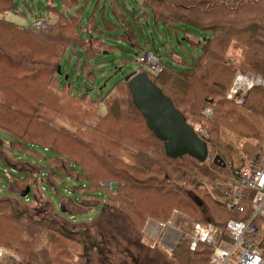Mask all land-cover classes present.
<instances>
[{"label": "trees", "instance_id": "1", "mask_svg": "<svg viewBox=\"0 0 264 264\" xmlns=\"http://www.w3.org/2000/svg\"><path fill=\"white\" fill-rule=\"evenodd\" d=\"M15 1L0 0V180L10 192L0 196V249L16 255L19 264H94L95 257L110 259V245L90 233L105 212L121 209L127 217L130 214L134 226H168L179 214L182 218L175 226L181 230L190 220L193 224L186 233L181 232L174 249L167 252L169 263L210 264V246L201 244L195 251L190 250L189 235L194 226L224 227L230 220L249 222L254 213L252 193H247L245 211L240 213L227 209L225 191L236 186L234 172L243 166L244 155L263 157L264 86L253 87L242 104L229 100L227 95L237 75L264 79V43L258 39L264 36V11L257 15L264 0H143L134 11L136 26L122 9L123 2L131 4V0H102L107 5L102 7L101 19L99 12L95 13L101 2L98 0L86 27L82 25L81 12L91 0H59L65 14L59 13L51 0L47 2L48 17L58 13L51 30L44 32L5 20V14L20 12ZM21 3L28 5L25 0ZM247 4L259 5V9L243 8ZM217 5L235 13L242 7L249 14L243 18L213 15L206 20L208 14L203 9ZM149 19L169 31L179 27L199 31L206 39L196 43L188 34L191 31L184 29L183 37L199 48L195 58L185 63L171 57V68L165 59L170 56L150 47L149 52L160 60L163 72L155 75L150 67L148 72H136L146 73L185 117L202 121V109L212 110L211 117L205 119L209 158L204 163L189 156L173 160L165 155L163 143L134 107L124 79L105 95L91 99L82 89L76 94L73 83L58 75L60 60L71 46L83 49L85 57L77 54L76 69L88 80H94L99 70L93 69L98 66L95 59L101 52L111 53L114 47L103 41L106 37L135 47V56L148 51L141 47L139 33L144 29L141 22L148 24ZM81 29L84 40L79 37ZM232 42L240 56L225 60ZM145 44L150 45L147 41ZM143 58L139 57L140 62H144ZM124 89L125 98L106 100L111 93ZM127 100L129 107L125 109ZM103 112L106 116L95 122ZM126 115L130 124L126 119L120 121ZM58 116L78 123L68 125L71 129L66 124L60 126ZM107 120L112 123L105 124ZM248 139L257 140L258 146L248 144ZM240 142L245 143L241 151ZM31 153L42 154L39 156L44 161L39 165H34V160L32 164L24 161L23 155L32 156ZM203 181L215 188L205 187ZM43 184L59 196V208L44 196ZM104 184H110V188ZM60 188L64 196H60ZM32 189L33 198L29 196ZM213 192L218 194L217 203L209 209L211 220L207 221L202 205ZM146 199L151 200L150 204H141ZM95 208L99 211L96 220L82 225L72 223L76 214L90 213ZM254 224L264 231L261 219H255ZM44 238L47 244L41 247ZM152 241L160 247L159 241ZM259 251L264 258V236Z\"/></svg>", "mask_w": 264, "mask_h": 264}, {"label": "rangeland", "instance_id": "2", "mask_svg": "<svg viewBox=\"0 0 264 264\" xmlns=\"http://www.w3.org/2000/svg\"><path fill=\"white\" fill-rule=\"evenodd\" d=\"M21 1L24 0H16L15 2L18 4V8H20V12L14 13L9 12L5 14L4 18L6 21L17 23L25 28L30 27L31 23L36 19L35 17L40 16L38 18L47 17L46 22V28L42 29V31H50L51 25L56 22V18L53 16L48 17V5L47 2H51V0H25L28 2V5H24L21 3ZM54 2V5H56V8L58 9L59 13L65 14V10H63V6L59 3V0H52ZM98 0H91L89 4L85 7V10L81 12V15L83 16V22L82 25L86 27V22L89 17L92 16L94 8L97 4ZM99 4H97L96 12H99V16L101 19V10L103 5H107V1L102 2V0ZM131 4H128L126 1L123 2V11L126 13L127 18L131 21V23L136 26L134 22V11L138 10L140 8V5L142 4L143 0H131ZM242 3H245L247 1L254 2L256 0H241ZM81 2V1H80ZM186 5H198L196 4H186ZM227 5V4H225ZM20 6V7H19ZM234 8H236V4L233 5ZM250 8V9H259V5L251 7L250 4L244 5L243 8ZM241 9L235 11H231L230 8L224 7L223 5H217L214 8H210L209 6H206L203 10L208 14L206 17V20L210 19V16H216L217 18H228L231 17V15H235L236 18L238 17H244L245 14H249L248 9ZM260 10L257 13V15H260L264 11V7L260 6ZM232 12V14H230ZM58 13V12H56ZM55 13V16L57 15ZM198 15V13H196ZM256 14V13H255ZM53 15V14H52ZM66 16V15H65ZM224 16V17H223ZM45 19V18H44ZM143 26V32L139 33L140 38V45L141 47H145L144 49H148L146 52H142L139 54V56H135L133 54V51H135V47H132L129 44L124 43L123 41L119 40H112L109 37H106V40L103 39V41L106 42L108 45V42L113 43V48L111 49V53H107L108 50L105 51L104 54L101 52L98 58L95 59L96 62H98V66H95L93 69L97 70L95 72L96 78L94 80H88L86 77L81 75V71L76 69V62L78 60L77 54H79L82 57H85V53L83 49L75 46H71L67 49L64 56L60 60L59 68L61 71L60 77H67L70 82L74 85V92L77 94L80 89L83 90V93L87 91L88 97L91 99L97 98L99 95H105L120 79H124L128 76H131L133 73H136L139 69H142L144 71L148 72L149 65L147 62H140L139 57H145L146 54H153L149 52V48H156L157 50L162 51L161 53L167 54L170 57H165V59L168 61L167 64L169 67L172 68V59L171 57L181 59L185 63H189L192 58H195L196 55L199 52L198 46H193L189 40H187L185 37H183L184 29H189L186 27H179L180 29L177 31H169L167 28H165L162 25L156 26L154 19H149L148 24L143 21L140 24ZM29 29V28H28ZM191 32L189 36L194 37L193 40L201 41V44L205 42L206 39H203V35L199 33V31L189 29ZM41 31V32H42ZM82 32V29L80 30V33ZM82 40H84V34H80L79 36ZM259 41L264 43V36L258 37ZM192 40V42H193ZM145 41L150 43V45H146ZM197 43V42H196ZM234 42L230 43V49L229 53H232V56H225L228 60H233L232 58H238L240 56V52L236 50L237 46L233 44ZM122 48V49H121ZM125 49V50H124ZM159 51V52H160ZM71 56H74V58L70 59ZM101 71V72H99ZM238 76V75H237ZM236 76V78H237ZM235 78V79H236ZM229 94V93H228ZM121 96L126 97V91L125 89L121 92H113L111 95L108 96V99L112 101V99ZM228 96V95H227ZM130 100V99H128ZM124 101L125 109L129 107L128 102ZM84 103V102H83ZM71 104V103H70ZM117 104L122 105V102H117ZM71 106V105H69ZM204 112V119L202 121L199 120L198 117H187L189 118L188 123L192 128H196L202 123L205 125V131L208 135L207 138H209V132H208V119L212 115V110L208 109V107H205L202 109ZM126 112V111H125ZM209 113V114H208ZM106 114L103 112V115ZM208 114V115H206ZM74 115L78 116L77 113ZM100 115V118L98 116L95 117V122L100 119L102 120L106 115ZM185 116V115H184ZM58 122L60 126L67 125H77L78 122L72 119H62L58 116ZM206 118L207 121L205 120ZM127 120L128 122L131 120L127 115L125 117H122L120 120L123 122V120ZM69 120V121H68ZM94 122V124H95ZM112 123V120H107L106 123ZM75 123V124H74ZM130 124V122H129ZM71 129L70 127H68ZM75 127L72 128V130ZM1 135V134H0ZM207 138H203L204 140ZM246 142L248 144H251V146H258V141L255 139H248ZM239 145V144H238ZM264 145V143H263ZM245 147L244 142H240V145L238 147V150L241 151V148ZM31 155L24 156V161H26L29 164H32V161L34 160V165H39L40 161H44L42 159V154H36L31 153ZM242 154V153H240ZM245 157V155L242 157V159ZM2 167V164H0V168ZM44 179V177H41ZM205 187H211L215 188L214 184L209 185L208 182H205ZM1 184H3V181L0 180V196H7L9 192V189L4 185L5 187H2ZM218 184H216L217 186ZM45 186V192L44 196L57 208H59V196L55 194V192L46 184H43ZM213 186V187H212ZM2 187V188H1ZM4 188V189H3ZM217 191V190H216ZM60 196L63 195V188H60ZM35 193V190L32 189L29 193V196L33 198V194ZM188 195L192 197L193 199H196V196L193 192L188 191ZM218 194H215L213 192V195H210L204 205H202L205 220L210 221L211 218H209V209L215 208L217 203ZM151 202L150 199H146L141 201V204L143 205H149ZM37 207V206H35ZM22 208V207H21ZM34 208V207H33ZM32 209V208H31ZM35 210V209H34ZM33 210L31 211V213ZM98 208H95L93 212L85 213V214H76V216L73 218V224L76 225H82L85 223H89L91 221H94L98 218ZM58 215L62 218L69 219V216L67 214H63L62 212H58ZM130 217V214H129ZM129 217L124 215L123 211H117L116 213L111 212H105V215H102L100 220H98L94 225V228L91 230V235H98L100 242L104 241L108 245V248L110 249V252L112 254V257L110 259H99L98 257H95L94 264H170L168 251H171L170 248L173 247L177 241L180 239L179 236L181 235V232L186 233L187 229L193 224L189 220V224H186L184 227H182L181 230H177L175 223H178L182 216L179 214H175L172 218V223L165 228L158 227L156 225H142V226H134L131 222ZM184 218V216H183ZM133 225V226H132ZM79 229H82L79 227ZM144 234V236L141 235V233ZM95 239V238H94ZM159 241L160 247L154 246V242L152 241ZM157 239V240H156ZM41 247H45L47 242L44 238L41 242ZM111 247V248H110ZM74 248H76L74 246ZM2 250V249H1ZM3 254H0V263L2 264H19V258L12 254L11 252L3 249ZM125 252H128L129 254H125ZM229 264H237L236 260H231Z\"/></svg>", "mask_w": 264, "mask_h": 264}, {"label": "built area", "instance_id": "3", "mask_svg": "<svg viewBox=\"0 0 264 264\" xmlns=\"http://www.w3.org/2000/svg\"><path fill=\"white\" fill-rule=\"evenodd\" d=\"M45 24L44 18H36L28 28L42 30L46 28ZM141 61L147 62L153 74L158 75L163 72L164 67L153 54H146ZM255 86H264V79L253 75H238L227 98L242 104L249 91ZM204 125L202 123L193 128L202 139L208 137ZM234 175L236 186L225 191L226 207L243 213L245 211L243 202L248 200L247 193H252L250 202L254 207V213L250 221L230 220L224 227L196 224L189 235L190 250L195 251L201 244L210 246L213 249L210 264H229L231 260H236L237 264H264V258L259 251V242L264 236V231L254 224L255 219L264 222V154L261 158L244 157L243 166L235 171ZM104 185L110 188V184ZM1 253L3 254V251L0 249Z\"/></svg>", "mask_w": 264, "mask_h": 264}, {"label": "water", "instance_id": "4", "mask_svg": "<svg viewBox=\"0 0 264 264\" xmlns=\"http://www.w3.org/2000/svg\"><path fill=\"white\" fill-rule=\"evenodd\" d=\"M58 72L61 75L60 68ZM124 80L128 83L134 107L149 130L163 143L168 158L176 160L189 156L201 163L208 160L207 142L194 131L171 98L146 73H133Z\"/></svg>", "mask_w": 264, "mask_h": 264}, {"label": "crops", "instance_id": "5", "mask_svg": "<svg viewBox=\"0 0 264 264\" xmlns=\"http://www.w3.org/2000/svg\"><path fill=\"white\" fill-rule=\"evenodd\" d=\"M51 16H53V17L55 18L54 15H51ZM179 238H180V236H179ZM175 245H176V244H175ZM175 245H174L173 247L170 248L171 251L174 249Z\"/></svg>", "mask_w": 264, "mask_h": 264}]
</instances>
